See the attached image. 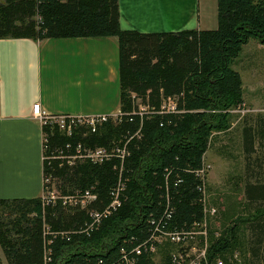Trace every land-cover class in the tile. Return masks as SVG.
Segmentation results:
<instances>
[{
    "label": "trees",
    "instance_id": "16d2710c",
    "mask_svg": "<svg viewBox=\"0 0 264 264\" xmlns=\"http://www.w3.org/2000/svg\"><path fill=\"white\" fill-rule=\"evenodd\" d=\"M216 2L213 30L140 33L120 27L118 0H0L2 40L115 38L122 92L120 114L107 115L94 131L72 123L68 135L55 120L41 124V197L0 199L5 264H154L147 250L156 226L180 231L204 222L198 172L213 135L231 128L230 113L245 99L234 64L249 41L264 45V0ZM167 99L176 102L173 112L163 108ZM257 124L242 134L244 160L258 167L244 186L251 212L230 222L222 213L230 227L222 222L218 232L208 223L210 264H264V159L257 149L264 146V116ZM81 145L110 157L79 159ZM120 185V206L102 217ZM51 189L54 198L47 196ZM167 250L164 261L179 249Z\"/></svg>",
    "mask_w": 264,
    "mask_h": 264
},
{
    "label": "crops",
    "instance_id": "0c3cea01",
    "mask_svg": "<svg viewBox=\"0 0 264 264\" xmlns=\"http://www.w3.org/2000/svg\"><path fill=\"white\" fill-rule=\"evenodd\" d=\"M120 27L158 33L217 28L216 0H118ZM120 46L112 37L0 39V199L40 198L43 130L33 116H118Z\"/></svg>",
    "mask_w": 264,
    "mask_h": 264
},
{
    "label": "rangeland",
    "instance_id": "374dc122",
    "mask_svg": "<svg viewBox=\"0 0 264 264\" xmlns=\"http://www.w3.org/2000/svg\"><path fill=\"white\" fill-rule=\"evenodd\" d=\"M234 67L240 73L243 82L244 103L240 109L231 111L228 119L231 128L226 132L223 131L213 135L203 159V165L205 166V187L203 188L205 200H203V203L205 201V208L208 210L206 219L209 220V224L211 222V228L215 232H218L220 224L224 222L222 213L228 212L229 214L226 215L228 217L232 216L226 219L230 222V219H233L234 216L244 215L248 212L244 200V186L248 180H254L249 175L253 167L254 172L257 171L258 167L257 163L253 162H250V167L249 163L247 164L244 160L245 154L242 147L244 138L242 134L246 126L252 125L257 129L259 117L264 116V45L256 39L249 41L243 47L242 55L235 62ZM257 149H259L258 152L264 159V146ZM71 159H74V157H71ZM262 171L263 175L261 176L264 179V169ZM57 194L56 190H52L47 195L50 197ZM216 209L218 212L212 215ZM228 222H224L226 227H230V224H227ZM244 240L242 235L241 246ZM159 251L160 253L154 258L158 261L160 256L161 258L166 256L168 250L162 248ZM0 257H2V263L5 264L6 259L1 252Z\"/></svg>",
    "mask_w": 264,
    "mask_h": 264
},
{
    "label": "built area",
    "instance_id": "2783aa9c",
    "mask_svg": "<svg viewBox=\"0 0 264 264\" xmlns=\"http://www.w3.org/2000/svg\"><path fill=\"white\" fill-rule=\"evenodd\" d=\"M166 104L163 106L167 111L173 112L176 107V102L173 99H167L165 102ZM144 111L145 109H142ZM33 116H35L37 119L39 118L41 120V124L45 123V120H55L57 121L59 128L64 132L70 135L72 133V123H77L78 125L82 123H86L88 126L93 128V131L96 129L95 126L97 123H102L107 120V116H93L91 118L85 117V118H74L72 117L73 121L67 123L66 119L60 116H46V114H43L41 111V105L34 106L32 110ZM75 121V122H74ZM82 145L78 147L79 153V159H89L93 163L95 162H104L106 159H109L110 155L106 153L105 150L102 148H97L94 150H88L85 149L81 151ZM123 153V152H122ZM74 159H76V156H72ZM205 167L204 170L198 172L200 178H202L203 185H205ZM122 186L120 185L117 189L113 190L111 195L113 196V201L110 203V205L105 209V211L99 215L102 217H108L111 215V213L116 210L117 207L120 206V199H119V192L122 190ZM203 191V190H202ZM48 196V195H47ZM57 196V195H55ZM55 196H50V198H54ZM84 197L92 200L96 199V196L90 195L88 193L84 194ZM73 200L74 197L66 198V201ZM85 200H83V203ZM205 206V201L203 203ZM208 213V210L205 208V214H204V222L198 223L195 222L192 228L189 229H181L180 231H174L173 229L167 228L166 230H160L159 225L155 227L153 233L151 234L149 248L147 251H149L152 255L151 259L154 264H210V262L207 260L208 255V220L206 219V214ZM213 213V212H212ZM216 211L214 210V214ZM98 214V213H97ZM96 214V215H97ZM100 216L96 218V221H98ZM168 245H174V247L178 248V251H172L170 252L168 259L166 261L159 257V261L154 259L157 254L160 253L159 249H166ZM137 253L139 254L140 251L136 249ZM159 251V252H158ZM158 259V258H157Z\"/></svg>",
    "mask_w": 264,
    "mask_h": 264
}]
</instances>
